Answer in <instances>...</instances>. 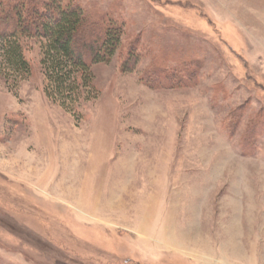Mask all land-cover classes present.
<instances>
[{
    "label": "rangeland",
    "instance_id": "rangeland-1",
    "mask_svg": "<svg viewBox=\"0 0 264 264\" xmlns=\"http://www.w3.org/2000/svg\"><path fill=\"white\" fill-rule=\"evenodd\" d=\"M76 1L138 59L64 94L0 53V264H264V0Z\"/></svg>",
    "mask_w": 264,
    "mask_h": 264
},
{
    "label": "trees",
    "instance_id": "trees-1",
    "mask_svg": "<svg viewBox=\"0 0 264 264\" xmlns=\"http://www.w3.org/2000/svg\"><path fill=\"white\" fill-rule=\"evenodd\" d=\"M123 34L122 23L107 13L94 15L76 0H0V53L9 67L18 75L30 73L22 44L27 38L42 39V70L52 88L64 94H72L83 83L92 84V66L110 61L117 52L125 56L122 70H128L138 55L135 41L123 42ZM163 73L150 66L144 73L145 82L157 87ZM188 76L185 79L180 74L173 81L183 86L191 79Z\"/></svg>",
    "mask_w": 264,
    "mask_h": 264
}]
</instances>
